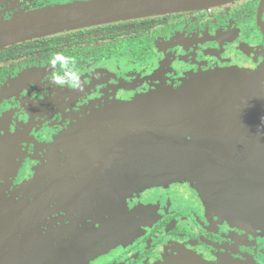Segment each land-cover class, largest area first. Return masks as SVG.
<instances>
[{"label": "flooded vegetation", "instance_id": "obj_1", "mask_svg": "<svg viewBox=\"0 0 264 264\" xmlns=\"http://www.w3.org/2000/svg\"><path fill=\"white\" fill-rule=\"evenodd\" d=\"M88 1L0 0V22ZM56 52L72 57L81 87L52 83L65 71L48 62ZM262 65L264 0L96 24L1 48L0 264H163L179 250L210 263L264 264V230L253 214L223 212L187 183L127 194L107 180L104 155L117 149L106 150L110 133L103 132L112 105L177 89L189 74ZM19 204L25 209L14 217Z\"/></svg>", "mask_w": 264, "mask_h": 264}, {"label": "water", "instance_id": "obj_2", "mask_svg": "<svg viewBox=\"0 0 264 264\" xmlns=\"http://www.w3.org/2000/svg\"><path fill=\"white\" fill-rule=\"evenodd\" d=\"M229 0H91L19 13L0 22V49L96 24ZM106 110V179L127 194L187 183L223 212L254 215L264 230V65L189 74ZM109 126V129L107 128ZM106 143V144H107ZM243 217V218H244ZM1 221V220H0ZM163 264L210 263L179 250Z\"/></svg>", "mask_w": 264, "mask_h": 264}, {"label": "clouds", "instance_id": "obj_3", "mask_svg": "<svg viewBox=\"0 0 264 264\" xmlns=\"http://www.w3.org/2000/svg\"><path fill=\"white\" fill-rule=\"evenodd\" d=\"M49 64L52 67L62 66L65 71L63 74L57 73L52 77V83L56 85L70 84L73 87H81V81L78 69L69 67L72 63V57L65 55L63 52H56L49 57Z\"/></svg>", "mask_w": 264, "mask_h": 264}, {"label": "rangeland", "instance_id": "obj_4", "mask_svg": "<svg viewBox=\"0 0 264 264\" xmlns=\"http://www.w3.org/2000/svg\"><path fill=\"white\" fill-rule=\"evenodd\" d=\"M256 70H257V69H256ZM207 71H208V70H207ZM248 71H249V70H248ZM252 71H255V70H252ZM204 72H205V71H204ZM194 74H197V73H194ZM159 89H166V88H159ZM33 205H35V204H32L31 206H33ZM17 208H18V211H17V213H15V216H14V217H18L19 214H22V213H21V209L24 210V209H25V205H23V204H19V205L16 206V209H17ZM33 208L37 210L36 206L33 207ZM1 226H2V224L0 223V229H1ZM2 234H5V233L2 232ZM1 249H2V247H1V243H0V251H1Z\"/></svg>", "mask_w": 264, "mask_h": 264}]
</instances>
